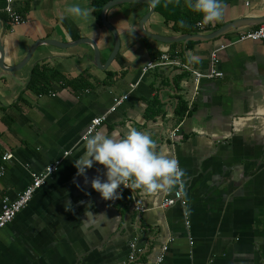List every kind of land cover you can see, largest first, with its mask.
I'll use <instances>...</instances> for the list:
<instances>
[{"label":"crops","instance_id":"0c3cea01","mask_svg":"<svg viewBox=\"0 0 264 264\" xmlns=\"http://www.w3.org/2000/svg\"><path fill=\"white\" fill-rule=\"evenodd\" d=\"M119 1L106 14L120 39L110 59L116 40L102 20L108 2L101 25L94 0H14L24 22L13 25L0 0V211L33 173L59 162L1 229L0 264H264V41L226 47L217 64L224 76L198 84L174 65L143 72L163 54L207 72L215 47L259 25L264 0H222L223 18L195 33L182 31L183 21L201 16L202 22L203 15L185 0H149L153 12L147 0ZM72 3L92 8V15L66 14ZM237 21L246 25L214 40H177ZM36 66L51 79L33 89ZM181 101L187 114L180 121ZM106 113L97 131L123 134L130 124L151 133L157 151L178 159L185 204L164 208L166 192L123 185L118 198L106 200L91 184L106 179L98 162L87 182L77 175L75 161L86 151L82 136ZM7 153L12 157L4 160Z\"/></svg>","mask_w":264,"mask_h":264},{"label":"clouds","instance_id":"9594fccd","mask_svg":"<svg viewBox=\"0 0 264 264\" xmlns=\"http://www.w3.org/2000/svg\"><path fill=\"white\" fill-rule=\"evenodd\" d=\"M187 8L203 15L202 23H213L223 18L222 0H185ZM66 14L87 20L93 13L90 7L72 3ZM64 17L61 16V19ZM192 58V57H190ZM85 153L75 161L77 175H84L95 163L104 166L106 179L97 176L92 187L106 200L118 198L121 185L147 193L171 192L183 187L185 170L178 159L156 150V141L148 131L127 125L123 134L103 131L84 137Z\"/></svg>","mask_w":264,"mask_h":264},{"label":"built area","instance_id":"2783aa9c","mask_svg":"<svg viewBox=\"0 0 264 264\" xmlns=\"http://www.w3.org/2000/svg\"><path fill=\"white\" fill-rule=\"evenodd\" d=\"M14 0H6L5 5V11L10 15L11 17V24L18 25L24 22V19L22 16L16 11V8L14 7ZM196 27L199 30H205L206 26L202 22H198L196 24ZM264 41V22L257 25L254 28L245 29L243 31H240L239 36L232 42H229L227 44H221L217 47H215L211 51L210 56V69L207 72H200L197 70H194L193 67L190 66L189 63L185 61H182L181 58H171L168 54H163L161 56V59L158 61L150 62L144 67V73H146L148 70L156 68L161 65H174L179 67L183 71H188L194 75V78L196 80V84L200 82L203 78H217V77H223L224 72L221 71L217 64L219 63V53L220 51L224 50L226 47L236 44L238 42L242 41ZM134 87V86H133ZM196 90L198 91V86H196ZM196 91V93H198ZM127 98L126 95L121 96L118 98L114 105L109 109L108 113L114 111L118 105H120L124 99ZM108 113L95 117L92 119L91 123L88 125L85 134L82 136V139H84L85 136H88L90 134H93L97 131L98 127L101 126L106 120ZM177 131L174 130L171 133V136L174 137L176 135ZM12 155L10 153H7L3 156L4 160L10 159ZM59 169V162L55 164L48 165L45 170L39 172V173H33L32 174V181L30 184L25 187L22 191H20L16 198L10 199L9 197H6L3 200V204L0 211V231L3 227H5L7 224L12 222L15 217L18 215L19 212H21L24 208H26L30 201L32 200L34 194L38 191L40 187H42L46 182L47 179L50 177L51 174L55 173ZM4 170L3 167H0V175L3 174ZM178 201H181L182 204H185V186L183 184V187L180 188L177 187L176 190L171 192H166L165 196L162 200V206L164 208L171 207L176 205ZM138 209L145 210L144 207L141 205L137 206ZM134 246V245H133ZM168 246L163 247L162 253L158 257V262H162L165 258V252L167 251ZM130 260H133L135 258V252L133 251L130 256Z\"/></svg>","mask_w":264,"mask_h":264},{"label":"water","instance_id":"95a60500","mask_svg":"<svg viewBox=\"0 0 264 264\" xmlns=\"http://www.w3.org/2000/svg\"><path fill=\"white\" fill-rule=\"evenodd\" d=\"M147 1L151 6V11L153 12V10L155 8L154 4L152 2H150L149 0H147ZM118 3H121V2L119 0H112L104 6L103 11H102L103 23L112 31V33L115 36V40H116L115 48H114V51H113L110 59L114 58L115 55L117 54L119 47H120V39H119V35H118L116 29L108 22L106 14H107V11L112 6L117 5ZM146 19H147V17H145V20ZM263 22H264V17L257 20L256 23L261 24ZM244 25H246L245 22L237 21V22H233V23L228 24V25L226 24V25L222 26L221 28H219V29H217V30H215L209 34H199V33H197V34H186L183 36H179V39H177V40L184 41V40L192 39V40L210 41V40H214V39H217V38L225 35L228 31H230L232 29H237V28L244 26ZM0 51H1V42H0ZM95 51L97 54L99 53V50L97 47H95ZM0 62H1V60H0ZM4 68H6V67H4ZM7 71H8V69H7Z\"/></svg>","mask_w":264,"mask_h":264},{"label":"trees","instance_id":"16d2710c","mask_svg":"<svg viewBox=\"0 0 264 264\" xmlns=\"http://www.w3.org/2000/svg\"><path fill=\"white\" fill-rule=\"evenodd\" d=\"M108 1H110V0H94L95 14L97 16L98 22L101 23V25H102L101 11H102L104 4H106ZM201 20H202L201 16L194 17L190 24L187 23V20H184L183 24L188 25V27H185L184 29H182V31L188 32V33L197 32L196 24H197V22H199ZM175 24H177V25L180 24V21L175 20ZM40 68H41L40 66H36L34 68V71L32 74V80H31V83L29 85L30 88L34 89V87H36L37 83L40 85L41 83L45 82L46 80L51 79V77L49 75H47V70L44 68L43 69H40ZM77 79H79V78H77ZM82 79H83V77H82ZM82 79L80 78L79 80H82ZM73 81H76V80H73ZM38 92H43V89L39 90ZM177 114H178L180 121L183 120V118L186 116L187 105L184 101H181L179 103L178 108H177Z\"/></svg>","mask_w":264,"mask_h":264}]
</instances>
